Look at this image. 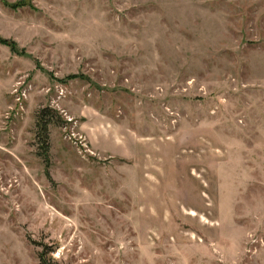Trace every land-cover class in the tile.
<instances>
[{
  "label": "rangeland",
  "instance_id": "374dc122",
  "mask_svg": "<svg viewBox=\"0 0 264 264\" xmlns=\"http://www.w3.org/2000/svg\"><path fill=\"white\" fill-rule=\"evenodd\" d=\"M42 251L264 264V0H0V264Z\"/></svg>",
  "mask_w": 264,
  "mask_h": 264
},
{
  "label": "trees",
  "instance_id": "16d2710c",
  "mask_svg": "<svg viewBox=\"0 0 264 264\" xmlns=\"http://www.w3.org/2000/svg\"><path fill=\"white\" fill-rule=\"evenodd\" d=\"M39 125H40L39 127H41V129L44 131V134H45L43 137L44 142H45V148H48V144L46 143V140H47L46 132H47L48 126L44 120V114L40 115ZM40 259H41L42 264H51V262L46 258V253L44 251L41 252Z\"/></svg>",
  "mask_w": 264,
  "mask_h": 264
}]
</instances>
